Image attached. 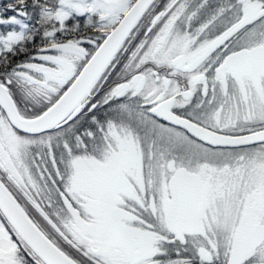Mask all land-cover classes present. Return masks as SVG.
<instances>
[{"label": "snow or ice", "instance_id": "snow-or-ice-1", "mask_svg": "<svg viewBox=\"0 0 264 264\" xmlns=\"http://www.w3.org/2000/svg\"><path fill=\"white\" fill-rule=\"evenodd\" d=\"M0 264H264V0H0Z\"/></svg>", "mask_w": 264, "mask_h": 264}]
</instances>
